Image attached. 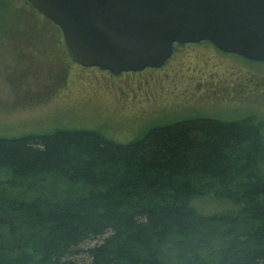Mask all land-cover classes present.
Returning a JSON list of instances; mask_svg holds the SVG:
<instances>
[{
	"label": "trees",
	"instance_id": "trees-1",
	"mask_svg": "<svg viewBox=\"0 0 264 264\" xmlns=\"http://www.w3.org/2000/svg\"><path fill=\"white\" fill-rule=\"evenodd\" d=\"M263 122L0 136V264H264Z\"/></svg>",
	"mask_w": 264,
	"mask_h": 264
},
{
	"label": "rangeland",
	"instance_id": "rangeland-1",
	"mask_svg": "<svg viewBox=\"0 0 264 264\" xmlns=\"http://www.w3.org/2000/svg\"><path fill=\"white\" fill-rule=\"evenodd\" d=\"M40 20L26 0H0V136L83 128L126 143L178 118L264 121V63L193 43L160 68L109 74L75 62Z\"/></svg>",
	"mask_w": 264,
	"mask_h": 264
},
{
	"label": "water",
	"instance_id": "water-1",
	"mask_svg": "<svg viewBox=\"0 0 264 264\" xmlns=\"http://www.w3.org/2000/svg\"><path fill=\"white\" fill-rule=\"evenodd\" d=\"M71 58L112 74L160 68L175 44L210 42L264 62V0H26Z\"/></svg>",
	"mask_w": 264,
	"mask_h": 264
},
{
	"label": "flooded vegetation",
	"instance_id": "flooded-vegetation-1",
	"mask_svg": "<svg viewBox=\"0 0 264 264\" xmlns=\"http://www.w3.org/2000/svg\"><path fill=\"white\" fill-rule=\"evenodd\" d=\"M187 44H191V43H187ZM175 45H178V44H175ZM183 45H186V44H183ZM174 51V50H173ZM90 68H97V67H90ZM104 71V70H103ZM105 72H108L109 74H112V73H110L109 71H105ZM122 73H124V72H122ZM119 74H121V73H119Z\"/></svg>",
	"mask_w": 264,
	"mask_h": 264
}]
</instances>
